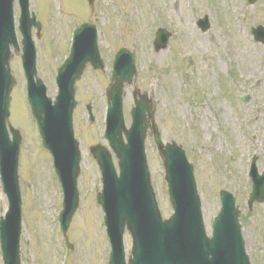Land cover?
Here are the masks:
<instances>
[{"label": "rangeland", "instance_id": "obj_1", "mask_svg": "<svg viewBox=\"0 0 264 264\" xmlns=\"http://www.w3.org/2000/svg\"><path fill=\"white\" fill-rule=\"evenodd\" d=\"M28 2L40 23L38 37L32 30L35 75L45 84L48 97L54 100L57 93L56 69L68 53L74 26L83 22L96 25L98 51L105 63L104 70L87 66L76 82L73 135L81 153L79 204L67 230L73 248L63 263L107 264L110 247L94 196L101 190V176L88 148L97 143L107 146L103 136L106 89L115 51L124 47L133 53L136 66L133 84L124 86L122 97L126 127L133 106L131 90H140L153 100L162 141L181 145L193 164L206 232L210 233L219 209V189L232 192L240 210L245 251L251 264H264V201L247 206L251 190L247 171L253 155L258 173H264V43L254 42L249 33L257 25L264 27V0L252 5L246 0H94L91 5L85 0ZM13 15L17 23L16 1ZM204 15L209 28L201 32L196 21ZM158 27L171 36L167 47L156 51L152 41ZM20 54L12 52L9 58L15 82L7 121L22 134L18 157L20 264H60L65 242L56 218L62 192L27 106ZM86 104L92 106V121L87 119ZM144 142L154 193L162 217L167 218L172 209L162 180V162L152 137ZM1 189L0 183L3 216L7 199ZM128 235L125 232L123 237L126 254L131 247Z\"/></svg>", "mask_w": 264, "mask_h": 264}, {"label": "water", "instance_id": "obj_2", "mask_svg": "<svg viewBox=\"0 0 264 264\" xmlns=\"http://www.w3.org/2000/svg\"><path fill=\"white\" fill-rule=\"evenodd\" d=\"M92 0H89L91 3ZM254 0H248L253 3ZM13 0H0V171L4 191L8 199V210L0 218V242L4 264H19L18 240L20 233V192L17 182V156L20 135L9 127L10 91L13 77L8 60L9 45L15 50L18 44L14 32L12 13ZM21 14L19 30L23 36L22 66L27 81V97L33 117L37 121L43 147L52 154L54 167L64 191L63 210L60 221L65 232L78 204L76 178L79 173L78 143L73 137L72 110L75 106L74 83L80 78L86 63L93 68H103L96 45V28L84 23L73 34L71 51L58 68L56 81L59 92L55 103L45 94V86L35 74V50L30 29L36 23L34 15L29 17L28 0H18ZM206 17L197 25L204 31L208 28ZM257 40L264 42V29L257 26L252 32ZM170 34L159 29L154 40L155 49L166 47ZM131 53L119 49L113 61L111 84L107 91L108 111L105 137L117 158L119 174H116L110 153L99 145L90 151L99 166L103 189L97 202L105 211V223L112 246L110 264H125L122 245L124 228L132 236V250L127 264H250L242 241L239 210L234 206L232 195L220 192L221 208L212 222V235L204 231L200 200L192 174V165L186 161L180 146L174 142L163 145L154 124V108L146 94L133 92L134 107L130 110V129L124 127L121 97L124 83L131 84L135 73ZM152 124L150 125L149 120ZM153 132L154 140L164 161L170 203L174 213L162 221L149 182L143 141L146 130ZM124 133L126 141L122 139ZM252 168L253 189L248 201H264V174L258 176Z\"/></svg>", "mask_w": 264, "mask_h": 264}]
</instances>
